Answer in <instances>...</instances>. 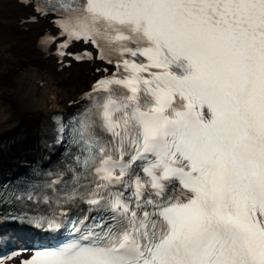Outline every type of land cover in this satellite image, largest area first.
<instances>
[{
	"label": "snow or ice",
	"instance_id": "6c2138e0",
	"mask_svg": "<svg viewBox=\"0 0 264 264\" xmlns=\"http://www.w3.org/2000/svg\"><path fill=\"white\" fill-rule=\"evenodd\" d=\"M60 6L79 13L58 24L62 49L91 42L103 60V41L120 56L74 129L103 182L92 195L134 186L136 208L154 211L140 216L109 194L117 223L97 242L29 264H264V0ZM137 161L144 177L133 180Z\"/></svg>",
	"mask_w": 264,
	"mask_h": 264
},
{
	"label": "bare ground",
	"instance_id": "6f19581e",
	"mask_svg": "<svg viewBox=\"0 0 264 264\" xmlns=\"http://www.w3.org/2000/svg\"><path fill=\"white\" fill-rule=\"evenodd\" d=\"M31 2L33 3L34 0ZM24 4L25 2L20 0H0V10L3 8L13 10L12 16L7 13L0 16L2 39L10 40L8 45L0 44V69L5 74L4 78H0V98L7 99L14 105L17 112L14 121L2 122L1 120L6 116L2 114L4 106L0 104V139L17 132L20 134L17 139L14 137L11 139L13 143L10 146L0 147V169L2 166L16 172L20 171V163L38 155L47 147L41 137L31 138L33 131L37 129L38 133H41L40 130H44L55 138H59L60 136L53 132L54 126L52 125L51 128V125L47 123L49 118L62 113L66 114L77 106L90 88L93 79L100 74H105V69L108 67V64L99 58L100 49L96 46L90 60H75L69 56L74 45L76 48H86L87 45H80L84 41L70 42L67 48L62 49L61 46L58 47L62 43V38L56 37L51 44L40 45L39 41L47 33H62V30L50 21L57 17L45 14L40 17L39 12H33L30 5ZM101 44L105 43L102 41ZM51 47L62 49L65 53L60 56L63 62L57 61L51 55ZM69 91H76L75 98H69ZM40 118L42 119L39 120ZM36 120L39 122L37 123ZM47 138L49 136L45 139ZM22 147L25 148L19 150ZM13 148H17L18 151ZM4 151L7 152L4 154ZM60 151L63 154L66 153L63 149ZM70 154L75 155V152L71 151ZM65 160L68 159L63 158L61 162ZM16 162L18 163L15 164ZM41 162L45 164L44 159H41ZM40 167L42 166L30 169L37 171ZM2 178L6 180L4 175H0V180ZM1 228L0 245L1 240L4 239L3 234L7 231L5 225H1ZM28 232L22 228L23 234ZM8 237L14 236L11 233ZM16 237L22 238L24 246H27L26 243L30 240L26 236L17 235ZM31 242L34 243L32 239ZM21 252L30 253L28 249ZM4 254L9 255L10 252L0 248V255ZM17 258L18 256H8L4 262L14 264Z\"/></svg>",
	"mask_w": 264,
	"mask_h": 264
},
{
	"label": "rangeland",
	"instance_id": "374dc122",
	"mask_svg": "<svg viewBox=\"0 0 264 264\" xmlns=\"http://www.w3.org/2000/svg\"><path fill=\"white\" fill-rule=\"evenodd\" d=\"M6 10V11H5ZM8 11V12H7ZM9 14V10L7 8H3L2 10H0V16H3L2 14ZM12 41V40H11ZM5 42V43H4ZM10 43V40H6V39H2V35L0 34V44L2 45H8ZM5 74L4 72L0 69V78H4ZM72 90V89H70ZM74 95H76V91H69L68 93V96L69 98L72 97V98H75ZM0 104L4 106L3 108V111H2V114H4L6 116V118H4L3 120H1L2 122H5L8 123L9 122H12L16 119L17 117V112H16V108L14 107L13 104H11L7 99L5 98H0ZM15 108V109H14ZM63 114V113H62ZM23 121V120H22ZM37 123L39 122V120H36ZM36 124V123H35ZM33 134H34V131H33ZM32 138V137H31ZM30 138V139H31ZM33 139H36V138H33ZM25 147H23L21 150H23ZM22 152V151H21ZM28 160V159H27ZM11 161V160H10ZM18 162H16L15 164H17ZM12 166H17V165H12ZM1 168H3L1 166ZM4 262V260H3ZM5 264H7L6 262H4Z\"/></svg>",
	"mask_w": 264,
	"mask_h": 264
},
{
	"label": "water",
	"instance_id": "95a60500",
	"mask_svg": "<svg viewBox=\"0 0 264 264\" xmlns=\"http://www.w3.org/2000/svg\"><path fill=\"white\" fill-rule=\"evenodd\" d=\"M4 5H5V7H7L5 3H4ZM7 8H8V7H7ZM12 12H13V10L9 9V14H11ZM13 149H14V148H13Z\"/></svg>",
	"mask_w": 264,
	"mask_h": 264
}]
</instances>
